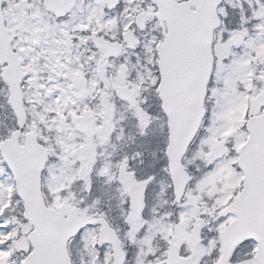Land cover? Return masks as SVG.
Listing matches in <instances>:
<instances>
[{"label":"snow or ice","instance_id":"obj_1","mask_svg":"<svg viewBox=\"0 0 264 264\" xmlns=\"http://www.w3.org/2000/svg\"><path fill=\"white\" fill-rule=\"evenodd\" d=\"M0 264H264V0H0Z\"/></svg>","mask_w":264,"mask_h":264}]
</instances>
